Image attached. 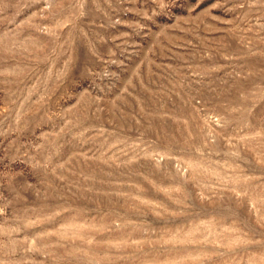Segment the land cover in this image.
I'll use <instances>...</instances> for the list:
<instances>
[{
  "label": "rangeland",
  "instance_id": "374dc122",
  "mask_svg": "<svg viewBox=\"0 0 264 264\" xmlns=\"http://www.w3.org/2000/svg\"><path fill=\"white\" fill-rule=\"evenodd\" d=\"M0 264H264V0H0Z\"/></svg>",
  "mask_w": 264,
  "mask_h": 264
}]
</instances>
